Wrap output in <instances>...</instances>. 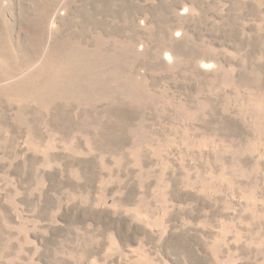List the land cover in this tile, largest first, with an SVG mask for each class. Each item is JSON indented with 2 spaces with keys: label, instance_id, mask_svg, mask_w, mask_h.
Instances as JSON below:
<instances>
[{
  "label": "rangeland",
  "instance_id": "obj_1",
  "mask_svg": "<svg viewBox=\"0 0 264 264\" xmlns=\"http://www.w3.org/2000/svg\"><path fill=\"white\" fill-rule=\"evenodd\" d=\"M0 264H264V0H0Z\"/></svg>",
  "mask_w": 264,
  "mask_h": 264
}]
</instances>
